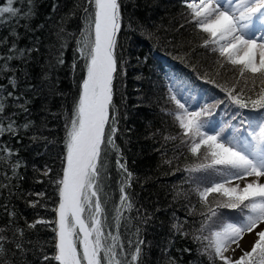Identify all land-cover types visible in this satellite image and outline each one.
<instances>
[{
  "label": "trees",
  "instance_id": "trees-1",
  "mask_svg": "<svg viewBox=\"0 0 264 264\" xmlns=\"http://www.w3.org/2000/svg\"><path fill=\"white\" fill-rule=\"evenodd\" d=\"M183 1L119 0L122 20L112 113L116 148L102 146L98 183L110 208L127 194L132 208H117L122 213L118 228L117 209L114 213L111 209L116 226L109 229L119 235L126 250L129 241H144L142 264H166L169 257L176 264H209L201 254L207 241L193 236H208L239 215L238 210L219 209L222 215L206 221L203 232L198 231L205 222L200 212L206 210L196 189L222 177L211 170L186 171L199 161L180 143L170 96L191 100L193 106L201 97L202 108L208 106L210 113L202 119L214 123L216 130L231 124L244 132L249 121L264 117V110L232 104L217 86L239 80L237 88H241L245 79L231 65L221 68V58L211 46L202 47L206 34L190 22ZM5 6L7 0H0V7ZM12 6L19 10L16 16L0 15V102L4 106L0 125L6 129L11 123L13 128L0 134V149L11 152L8 162L0 163V236L6 237L0 243L7 250L2 259L8 264H39L43 254L55 253L57 181L65 167L66 124L86 76L78 41L88 21L83 0H13ZM231 131L226 128L225 134ZM16 162L19 166L13 171ZM33 202L39 203L33 207ZM192 208L195 215L189 216ZM37 220L48 223L30 228ZM177 222H185L183 231L189 235L172 228ZM18 242L23 250L15 247Z\"/></svg>",
  "mask_w": 264,
  "mask_h": 264
},
{
  "label": "snow or ice",
  "instance_id": "snow-or-ice-1",
  "mask_svg": "<svg viewBox=\"0 0 264 264\" xmlns=\"http://www.w3.org/2000/svg\"><path fill=\"white\" fill-rule=\"evenodd\" d=\"M184 3L190 22L200 33L206 34L202 47L211 46V51L221 58V68L231 65L239 77L245 79L241 88H237L239 80L217 86L239 108L264 110V35L259 38L255 35L256 31L264 32V0H184ZM12 4L13 0H7V6L0 7V15L16 16L19 10ZM83 4L88 24L78 44L85 60L86 76L66 124L65 167L62 178L57 181L55 253L43 254L39 264H52L53 260L58 264H142V239L129 241V250H126L118 234L105 232L106 217L98 183L103 167L102 146L116 148L112 138L117 131L116 117L112 113L115 111L113 95L121 4L119 0H83ZM170 99L176 106L173 116L181 130L180 143L199 161L186 171L211 170L222 177L218 182L196 189L199 203L206 210L200 212L205 222L198 231L203 232L206 221L222 215L219 209L239 212L235 222L224 223L208 236H193L195 240L207 241L201 254L207 256L209 264H264V117L249 121L248 130L244 132L231 124L216 130L214 123L202 119L210 114L208 106L200 111H189L176 95H171ZM3 111L0 102V113ZM226 128H232L227 135ZM4 131L12 132V124L6 129L0 125V134ZM165 139L175 141L177 137ZM0 152L6 153L0 155V163H7L10 150L0 149ZM18 166L19 162L13 164V171ZM120 168L127 172L125 165L120 164ZM47 174L45 170L44 175ZM127 177L131 178V173H127ZM124 191L121 188V192ZM121 202L128 209L132 208L127 194L121 196ZM37 203L33 202L32 206L36 207ZM116 211L118 228L122 213L120 209ZM195 211V208L190 209L189 216L195 215ZM38 223L48 222L37 220L29 227L35 228ZM184 224L177 222L172 228L187 236ZM138 234L139 228L135 235ZM249 235L250 241L245 239ZM4 239L6 237L0 236V241ZM109 240L111 243L107 242ZM15 247L23 250L19 242ZM6 254L7 250L0 243V264H8L2 259ZM166 264H176V261L169 257Z\"/></svg>",
  "mask_w": 264,
  "mask_h": 264
},
{
  "label": "rangeland",
  "instance_id": "rangeland-1",
  "mask_svg": "<svg viewBox=\"0 0 264 264\" xmlns=\"http://www.w3.org/2000/svg\"><path fill=\"white\" fill-rule=\"evenodd\" d=\"M197 29V28H196ZM198 30V29H197ZM255 35H256V37L257 38H259L261 35H264V32H261V31H256L255 32ZM78 53L81 55V53L78 51ZM123 66L125 67V65H124V61H123ZM121 68H122V64H121ZM152 74H153V76L155 75V73L154 72H151ZM238 73V72H237ZM239 74V73H238ZM153 78V77H152ZM154 79V78H153ZM150 81H152V80H150ZM148 84H150V82H148ZM219 96V95H218ZM220 98H221V96H219ZM182 102V101H181ZM188 105L189 104H187V105H185L187 108H188V110L189 111H193V110H190L189 109V107H188ZM235 183V182H234ZM99 195H100V193H99ZM100 199H101V203H102V206H103V208H104V216L106 217V219H105V225H104V228H105V232L107 233V232H111L110 231V229L109 228H114L115 226H116V224H115V222H114V220H113V216L111 215V213H112V211H113V213L115 212V210L117 209V208H120V207H122V208H124V206L125 205H123L122 204V202H121V196H119V198L117 199V204L118 205H116V204H114V206L112 207V208H110V206H109V203L108 202H104L103 200H102V197H101V195H100ZM120 204L122 205V206H120ZM58 208V206L56 207V209ZM111 209H113L112 211H111ZM109 212V213H108ZM55 214V217H54V220H55V228L57 227V224H56V221L58 220V215H57V212H56V210H55V212H54ZM112 213V214H113ZM87 216H88V213L86 212L85 213V218H87ZM112 234H113V232H111ZM55 235H56V233H55ZM114 235V234H113ZM108 243H111V241L109 240V241H107ZM103 255V254H102Z\"/></svg>",
  "mask_w": 264,
  "mask_h": 264
},
{
  "label": "bare ground",
  "instance_id": "bare-ground-1",
  "mask_svg": "<svg viewBox=\"0 0 264 264\" xmlns=\"http://www.w3.org/2000/svg\"><path fill=\"white\" fill-rule=\"evenodd\" d=\"M245 239H247V240H249V241H250V240H251V237H250V235H249V236H246V237H245ZM233 247H234V246H233Z\"/></svg>",
  "mask_w": 264,
  "mask_h": 264
}]
</instances>
